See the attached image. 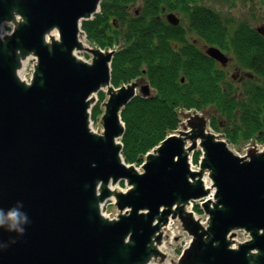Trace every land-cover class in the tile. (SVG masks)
Masks as SVG:
<instances>
[{
    "label": "water",
    "instance_id": "95a60500",
    "mask_svg": "<svg viewBox=\"0 0 264 264\" xmlns=\"http://www.w3.org/2000/svg\"><path fill=\"white\" fill-rule=\"evenodd\" d=\"M100 3L0 0V24L15 23L11 34L0 36V264H141L160 253L151 240L155 232L154 239L160 237L170 214L179 215L193 235L185 263L264 264V149L241 156L196 116L188 121L191 131L168 135L142 171L122 157L121 111L139 84L143 96L150 85L111 84L117 49L86 47L92 62L74 55L85 48L81 21L92 18ZM166 16L180 23L176 12ZM54 28L59 38L51 34L47 42L45 34ZM257 31L264 35V25ZM17 51L20 59L37 57L29 83L15 72ZM206 51L227 63L220 47ZM104 85L109 96L100 133L89 126L90 96ZM189 139V151L201 146L200 170L191 167ZM205 169L216 187L214 199L207 196ZM122 179L126 192L109 188ZM112 194L120 212L111 219L99 202ZM203 197L207 228L186 209ZM13 209L25 217L15 229L8 218ZM239 228L250 237L233 247L229 235Z\"/></svg>",
    "mask_w": 264,
    "mask_h": 264
},
{
    "label": "trees",
    "instance_id": "16d2710c",
    "mask_svg": "<svg viewBox=\"0 0 264 264\" xmlns=\"http://www.w3.org/2000/svg\"><path fill=\"white\" fill-rule=\"evenodd\" d=\"M210 1L232 0H102L100 12L82 21L91 44L119 46L111 63L115 86L147 78L156 88L155 95L135 96L121 111L126 162L140 164L149 150L178 128L180 110L192 108L214 106L225 123L231 120L226 132L233 142L256 135L264 141V35L246 21L216 11ZM163 7L186 13L187 28L168 22ZM188 28L196 38L232 52L253 72L244 86L246 96L239 99L226 81L224 67L190 42ZM104 98L102 92L93 116L102 112L99 104ZM216 117L212 124L218 128L222 123ZM197 208L202 211L200 205Z\"/></svg>",
    "mask_w": 264,
    "mask_h": 264
},
{
    "label": "rangeland",
    "instance_id": "374dc122",
    "mask_svg": "<svg viewBox=\"0 0 264 264\" xmlns=\"http://www.w3.org/2000/svg\"><path fill=\"white\" fill-rule=\"evenodd\" d=\"M208 4L212 5V7H214L216 11L220 12L221 10L225 13L231 14V16L234 17L235 20H237V22L246 21L249 25L255 27L256 29L257 26L264 25V0H253V1L232 0L230 3H226V4L210 1L208 2ZM174 12H176L179 15L180 23H182L187 28L186 25L188 23V20L186 13L179 11H174ZM1 26L2 27L0 28V33H1L0 35L4 37L5 35L11 34L13 32L15 23L12 21H5L1 23ZM194 32H195L194 30L188 28V36L191 40L193 37L197 36ZM79 37L85 43L84 44L85 48L77 50L76 54L84 60L91 61V57L94 56V54L89 49H86V47L89 46L96 47V45L91 44L89 42L85 32L83 31H80ZM108 48H112V47L110 46ZM224 52L227 53L229 56H231V63H229L228 66L224 67L226 81L233 85V87L236 89L235 90L236 92L235 91L234 92L237 93V97L240 99L242 96H246V94H244V86L242 87L241 81L235 80L233 78V73L236 71L235 67L237 66L238 60L236 59V56L232 52L227 51L226 49H224ZM24 62L25 64L21 75L25 79L29 80L33 75L35 65L37 63V57L36 55L30 54L26 59H24ZM248 81L245 82L244 85H246ZM102 92L104 93V96H106L105 101L107 100L108 95L106 91L102 90L100 93L97 94V98H98L97 101L96 99L94 100V98L92 99L93 104H92V108L90 109L91 110L90 121L93 122V126L95 129L98 130V132H103L104 130L103 122H102V112L105 109V105L104 103L102 104L101 101L99 107L102 109V112L98 114L96 117L93 116L92 109L99 102ZM180 112H181L182 123L178 126V129L175 130L176 133H183L188 130L191 131V127L189 126L188 121L190 120V118L201 116V118H203V120L201 119V121H204L206 131L214 133L216 138L225 139L228 143V146L235 153L238 152L239 155L243 156V155H247L249 153L248 151L252 148L256 147L259 150L264 149V141L259 140L257 138V135L255 137H251L250 139H240L239 141H235V142L230 140L226 132V127H228L227 125L231 120L225 123V118L219 117L220 114L214 106H208L206 107V110H204L203 108L202 109L192 108L183 111L180 110ZM215 115H217L218 117H216ZM214 117H216L217 120L222 123V125H220L218 128L214 127L212 124ZM200 140H201L200 138H197L198 143L200 142ZM160 143L151 150H149L143 156L142 162L140 164L133 163L138 168L139 171L143 170L142 165L147 160V158L150 156H154L157 153V148L160 145ZM191 144L192 141L191 139H189L188 145ZM198 148L201 149L200 144H198L197 147H195L192 152L190 151L189 158H190L191 167L193 169L200 170L202 165L201 158H199L198 161L195 160V154L198 151L197 150ZM209 173L210 170L205 169L204 175L207 174L209 177ZM128 189H129V185L125 179L120 180L119 184L118 183L116 184V191L126 192ZM206 199L207 197L192 199L189 205H187L186 209L193 211L194 216L198 220H200L202 224L207 228V225L209 224L210 221V215L204 210L202 206ZM212 199H214V196L212 197ZM197 204L201 205L200 207H202L201 208L202 211L198 210ZM105 212H107V214H110L111 216L119 214L120 211L116 205L115 197H112L111 199H108L106 201ZM166 224H168L167 225L168 227H165L163 230L161 228L162 231L160 230V232H158L161 235H159L160 237L157 239L158 240L157 242L166 243L168 244L169 247L168 249L167 248L165 249L164 253L160 252L159 254L153 255L155 256V264H187L182 260L185 250L190 246L193 239V235L191 234L190 229L186 227L183 219H181L179 215L173 216V214H170L168 222H166L163 226H165ZM249 237H250L249 233L244 228L234 229L232 230V233L229 235V238L232 241V244H234V246L238 245L240 242L247 240Z\"/></svg>",
    "mask_w": 264,
    "mask_h": 264
},
{
    "label": "bare ground",
    "instance_id": "6f19581e",
    "mask_svg": "<svg viewBox=\"0 0 264 264\" xmlns=\"http://www.w3.org/2000/svg\"><path fill=\"white\" fill-rule=\"evenodd\" d=\"M163 12H166V10H164ZM166 15V14H165ZM20 16H18V18H19ZM5 19H8V18H5ZM6 21H8V20H6ZM2 26H1V24H0V28H1ZM53 30H55V31H52V30H49L46 34H45V40L48 42V41H51V34H53L54 36H56L57 38H59L58 37V31H57V28H54ZM1 34V33H0ZM1 36V35H0ZM83 41V40H82ZM84 43V42H83ZM85 44V43H84ZM17 55H18V51H17ZM77 58L79 57L77 54H76V51H75V54H74ZM18 58L20 59V56L18 55ZM80 58V57H79ZM112 63V62H111ZM24 64H25V62H24V59H20V63L15 67V72H16V74L18 75V77L21 79V80H24L25 82H27V83H29L30 81H31V79H25L24 77H22V70H23V68H24ZM101 90H104V91H108V87L106 86V85H104V86H102L101 87ZM99 93V91L98 92H95V93H93L91 96H90V98H91V100L94 98V100L96 99V101L98 100V98H97V94ZM93 100V101H94ZM95 101V102H96ZM94 102V103H95ZM92 104H93V102L91 103V108H92ZM93 111V110H92ZM93 113V112H92ZM91 120V110H90V119H89V126H90V129L92 130V131H94V132H98V130L97 129H95L94 128V126H93V122H91L90 121ZM104 127V126H103ZM95 129V130H94ZM97 130V131H96ZM101 133V132H100ZM188 146L189 145H187L186 144V150L190 153V151H189V149H188ZM123 157V156H122ZM189 160H190V158H189ZM209 177H210V175H209ZM208 177V175L207 174H205L204 176H203V180H204V183H205V187H206V189H209L210 188V193H209V195H207L209 198H212L213 196H214V194H215V189H216V187L213 185L214 184V182H213V180H212V178L210 177L209 178ZM118 184H119V182H117ZM117 183H112V182H110L109 183V188L112 190V191H116V184ZM213 186V187H212ZM112 197H115L114 196V194H112L111 196H109V198L107 197V198H105L104 200H100V202H99V208H100V211L102 212V214L104 215V213H105V204H106V201L108 200V199H111ZM207 197V198H208ZM109 218H116V217H109ZM158 224V219H155L154 220V223L153 224ZM168 224H166L165 226H163L162 225V230L165 228V227H168L167 226ZM170 226V225H169ZM161 230V231H162ZM156 233L157 232H155L154 234H153V237H152V242H151V247H156L158 250H159V252H165V249L167 248L168 249V244H166V243H161V242H157L158 240H157V238H155L154 239V237L156 236ZM233 247H236V246H234V244H233ZM141 264H155V256H153V255H151V257L150 258H148V260H146V261H144V262H142Z\"/></svg>",
    "mask_w": 264,
    "mask_h": 264
},
{
    "label": "flooded vegetation",
    "instance_id": "af4514ba",
    "mask_svg": "<svg viewBox=\"0 0 264 264\" xmlns=\"http://www.w3.org/2000/svg\"><path fill=\"white\" fill-rule=\"evenodd\" d=\"M190 42H192L195 46H197L199 49H201L204 54L208 55L206 49H207V46L209 44H207L203 39H198L196 37H193L192 40H190ZM226 55L228 56V61H227V63L225 65L216 60L223 67H226V66H228L229 63H231V56H229L227 53H226ZM236 59H238V58H236ZM235 68H236V71L233 73V78L235 80L241 81V84H242V87H243V86H245L244 83L248 81V78L249 77L252 78L254 76V74H253V72L247 70L240 63L239 59H238V62H237V66ZM139 79H142V78H139ZM145 80H148V79H145ZM154 94H155V90L153 89V92H152L151 96L154 95Z\"/></svg>",
    "mask_w": 264,
    "mask_h": 264
},
{
    "label": "clouds",
    "instance_id": "9594fccd",
    "mask_svg": "<svg viewBox=\"0 0 264 264\" xmlns=\"http://www.w3.org/2000/svg\"><path fill=\"white\" fill-rule=\"evenodd\" d=\"M3 214L0 213V224L4 223V220L2 218ZM8 218L13 221V223L10 225L11 228L15 229L17 227V224L21 219H25V217H22L19 212H17L15 209L9 211ZM25 230L23 228L19 229V232L23 234Z\"/></svg>",
    "mask_w": 264,
    "mask_h": 264
}]
</instances>
